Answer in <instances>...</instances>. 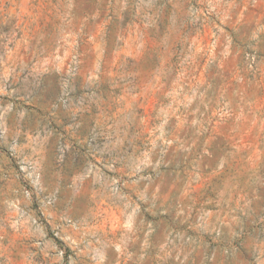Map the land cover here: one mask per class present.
I'll use <instances>...</instances> for the list:
<instances>
[{"label": "rangeland", "instance_id": "obj_1", "mask_svg": "<svg viewBox=\"0 0 264 264\" xmlns=\"http://www.w3.org/2000/svg\"><path fill=\"white\" fill-rule=\"evenodd\" d=\"M115 205L264 264V0H0V264H112Z\"/></svg>", "mask_w": 264, "mask_h": 264}, {"label": "crops", "instance_id": "obj_2", "mask_svg": "<svg viewBox=\"0 0 264 264\" xmlns=\"http://www.w3.org/2000/svg\"><path fill=\"white\" fill-rule=\"evenodd\" d=\"M115 207L118 209L117 211H119L118 213L122 221H118L115 224L114 229L111 231L112 236L108 237L106 234L108 233L107 230L112 228L110 222L108 223L106 221L108 219L107 215H103L101 230L100 228L97 230V235L104 239L103 242L110 241L111 248L114 250V256L112 258L110 255L109 257H106L109 260L112 259V264H196V252L192 250L189 251L188 254H172L166 247L168 240L165 237L150 238L148 241L142 233L138 232L137 236H135V231L140 229L141 232L143 227L135 228V226L130 222V218H126L127 220L124 218L125 216L122 212L123 209H126L125 206L115 205ZM234 208L238 209L240 207L231 206V211ZM161 209H163L165 213L169 214L168 211L170 208L167 207V205H164V208ZM169 218L171 219L170 216ZM235 219L236 218L233 217L231 222L234 223ZM156 224L160 232L163 233L167 230L165 219L158 220ZM92 235L93 231L88 229L86 236L83 238L88 247L92 245ZM98 241L100 242V239H98ZM99 247L96 250L97 252H95V255L98 260H103L105 259L106 252L104 249L101 253ZM214 257L215 255H213V258Z\"/></svg>", "mask_w": 264, "mask_h": 264}, {"label": "built area", "instance_id": "obj_3", "mask_svg": "<svg viewBox=\"0 0 264 264\" xmlns=\"http://www.w3.org/2000/svg\"><path fill=\"white\" fill-rule=\"evenodd\" d=\"M124 187H125V182H121L120 180H116L113 185L115 193H120Z\"/></svg>", "mask_w": 264, "mask_h": 264}]
</instances>
